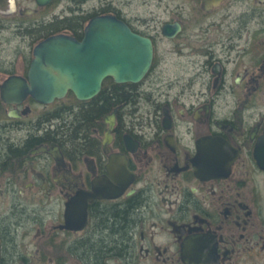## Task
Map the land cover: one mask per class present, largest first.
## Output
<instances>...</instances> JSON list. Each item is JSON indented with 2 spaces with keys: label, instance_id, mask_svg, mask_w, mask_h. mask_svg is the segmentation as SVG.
Returning <instances> with one entry per match:
<instances>
[{
  "label": "flooded vegetation",
  "instance_id": "obj_1",
  "mask_svg": "<svg viewBox=\"0 0 264 264\" xmlns=\"http://www.w3.org/2000/svg\"><path fill=\"white\" fill-rule=\"evenodd\" d=\"M97 18L124 29L103 85L126 100L94 116L97 96L0 98V264H264V0H0V94L30 87L37 44ZM123 210L127 243L87 256Z\"/></svg>",
  "mask_w": 264,
  "mask_h": 264
},
{
  "label": "water",
  "instance_id": "obj_2",
  "mask_svg": "<svg viewBox=\"0 0 264 264\" xmlns=\"http://www.w3.org/2000/svg\"><path fill=\"white\" fill-rule=\"evenodd\" d=\"M92 32H110L117 34V37L109 39L107 36L97 35L92 40ZM123 32L124 29L118 22L109 18H97L88 25L81 43L67 36H54L44 40L34 49V59L29 71L30 87L19 79L9 78L2 86L1 98L4 102H10L11 98L18 96L15 92L23 88H30L28 91L42 103L63 97L67 90L72 91L78 100L93 98L99 92L103 78L113 72L106 68L103 53L120 46V35ZM90 50L95 52L91 58L88 53ZM149 55L145 65L149 62ZM114 62L119 66L121 59H112V63ZM143 73L144 69L133 78L116 77L114 82H137Z\"/></svg>",
  "mask_w": 264,
  "mask_h": 264
},
{
  "label": "trees",
  "instance_id": "obj_3",
  "mask_svg": "<svg viewBox=\"0 0 264 264\" xmlns=\"http://www.w3.org/2000/svg\"><path fill=\"white\" fill-rule=\"evenodd\" d=\"M104 84L103 90L97 95L95 100L96 105L90 108V113L94 116L98 115L101 112H104L105 109L112 106L113 104H119L122 99L126 100L124 95L118 91V89L113 92H108L105 94ZM118 87V85H116ZM64 118V125L61 129L60 135L65 138H73V136H77L78 132L86 131L85 128L88 126L90 122V118L87 113H82L79 115H66ZM55 121V120H54ZM79 126V129L76 130V127ZM82 129L81 131H79ZM75 141V139H68L67 145L70 146L71 142ZM82 140V139H80ZM9 150L7 148L6 139H0V159L6 156H9ZM129 211V207H127ZM126 210L123 212L120 211H111L105 215L101 216V226L102 232H106L107 234H103L101 239L90 246H86V255L91 257H95V259L102 256L105 251L109 248L111 251H117L119 248H122L125 243H127L128 231L129 227L132 225L134 215L129 213Z\"/></svg>",
  "mask_w": 264,
  "mask_h": 264
},
{
  "label": "rangeland",
  "instance_id": "obj_4",
  "mask_svg": "<svg viewBox=\"0 0 264 264\" xmlns=\"http://www.w3.org/2000/svg\"><path fill=\"white\" fill-rule=\"evenodd\" d=\"M14 44V43H13ZM15 45V44H14ZM0 51H1V47H0ZM10 51H11V48L9 49V51H8V53H10ZM6 55H7V53H5Z\"/></svg>",
  "mask_w": 264,
  "mask_h": 264
}]
</instances>
